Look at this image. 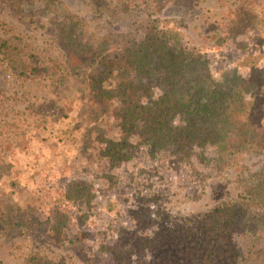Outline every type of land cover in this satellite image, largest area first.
Masks as SVG:
<instances>
[{"label": "rangeland", "instance_id": "rangeland-1", "mask_svg": "<svg viewBox=\"0 0 264 264\" xmlns=\"http://www.w3.org/2000/svg\"><path fill=\"white\" fill-rule=\"evenodd\" d=\"M35 1L24 9L0 3V36L23 50L27 65L12 69L0 59V264H25L35 253L58 264H107L91 250L118 231H135L134 213L145 198L158 197L174 219L236 199L256 183L251 174L264 166V153L237 154L218 170L217 150L192 147L189 160L170 164L133 131L118 159L108 157V144L128 134L118 121L120 103L101 107L87 80L97 66L90 58L97 39H107L102 44L111 52L147 34L169 50L178 43L198 48L217 80L231 79L233 71L245 78L255 66L264 70V0L245 5L258 21L235 32L242 0ZM65 19L76 24L69 35ZM161 84L162 76L144 78L137 103L144 105L145 87L153 94L148 100L157 99ZM77 185L89 196L86 190L75 198ZM26 219L33 225L12 229ZM69 233H79L86 246L68 244ZM236 239L243 248L251 245ZM260 249L264 235L251 250L257 254L241 264H264Z\"/></svg>", "mask_w": 264, "mask_h": 264}, {"label": "trees", "instance_id": "trees-1", "mask_svg": "<svg viewBox=\"0 0 264 264\" xmlns=\"http://www.w3.org/2000/svg\"><path fill=\"white\" fill-rule=\"evenodd\" d=\"M242 1L235 12L236 30L232 28L231 32L258 21L257 13L245 8L255 1ZM0 3L11 9L35 8L38 4L35 0H0ZM63 22L64 33L69 35L68 29H74L76 24L69 19ZM106 40L97 39L98 45L90 49V58H95L97 66L93 67L87 83L101 107L106 108L111 100L119 101L118 121L128 133L123 135L122 143L108 144V157L118 159L120 145L127 143L133 131L140 136L138 142L149 151L166 153L170 164L189 160L192 147L217 150L218 157L213 162L218 170H223L237 154L264 153L263 69L252 67L245 78L233 71L231 79L222 76L217 80L213 78L209 60L196 47L178 43L169 50L163 42L147 34L130 47L107 52L102 44ZM22 56L24 52L18 45L0 36L1 61L12 69H24L27 65ZM154 76H162V95L149 101L153 94L145 87L148 96L140 106L137 86L143 87V79ZM106 80H111L112 86L104 87ZM175 119H179L177 123ZM255 175L256 183L246 185V190L236 199L188 217L172 219L171 212L163 208L158 197L155 202L153 198H145L144 205L134 213L140 221L135 224V231H118L112 242L91 252L96 254L94 258L107 264H241L252 253L257 254L251 250L264 235V166L251 174ZM86 190L77 185L75 198ZM24 224L30 226L33 222L16 221L12 229L18 232ZM62 234L58 233L61 241ZM237 237L251 245L243 248ZM67 241L82 248L86 246L79 233H71ZM25 264L58 263L35 253Z\"/></svg>", "mask_w": 264, "mask_h": 264}]
</instances>
